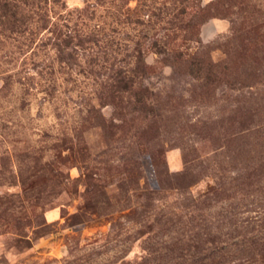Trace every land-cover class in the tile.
Wrapping results in <instances>:
<instances>
[{
  "label": "rangeland",
  "instance_id": "rangeland-1",
  "mask_svg": "<svg viewBox=\"0 0 264 264\" xmlns=\"http://www.w3.org/2000/svg\"><path fill=\"white\" fill-rule=\"evenodd\" d=\"M0 264H264V0H0Z\"/></svg>",
  "mask_w": 264,
  "mask_h": 264
}]
</instances>
